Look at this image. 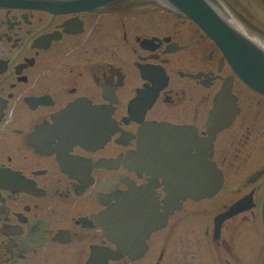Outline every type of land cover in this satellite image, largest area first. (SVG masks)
Listing matches in <instances>:
<instances>
[{"label":"flooded vegetation","instance_id":"obj_1","mask_svg":"<svg viewBox=\"0 0 264 264\" xmlns=\"http://www.w3.org/2000/svg\"><path fill=\"white\" fill-rule=\"evenodd\" d=\"M0 264H264V93L171 0H0Z\"/></svg>","mask_w":264,"mask_h":264},{"label":"water","instance_id":"obj_2","mask_svg":"<svg viewBox=\"0 0 264 264\" xmlns=\"http://www.w3.org/2000/svg\"><path fill=\"white\" fill-rule=\"evenodd\" d=\"M178 8L194 18L216 42L238 74L251 86L264 93V50L234 28L209 0H171ZM220 98V96H219ZM219 100V99H218ZM217 184L204 189H189L192 195L206 194Z\"/></svg>","mask_w":264,"mask_h":264},{"label":"rangeland","instance_id":"obj_3","mask_svg":"<svg viewBox=\"0 0 264 264\" xmlns=\"http://www.w3.org/2000/svg\"><path fill=\"white\" fill-rule=\"evenodd\" d=\"M219 9V8H218ZM220 10V9H219ZM221 11V10H220Z\"/></svg>","mask_w":264,"mask_h":264},{"label":"bare ground","instance_id":"obj_4","mask_svg":"<svg viewBox=\"0 0 264 264\" xmlns=\"http://www.w3.org/2000/svg\"><path fill=\"white\" fill-rule=\"evenodd\" d=\"M233 21V20H232Z\"/></svg>","mask_w":264,"mask_h":264}]
</instances>
